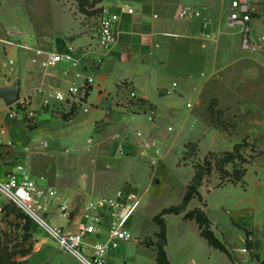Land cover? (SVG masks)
<instances>
[{"label": "crops", "instance_id": "0c3cea01", "mask_svg": "<svg viewBox=\"0 0 264 264\" xmlns=\"http://www.w3.org/2000/svg\"><path fill=\"white\" fill-rule=\"evenodd\" d=\"M56 1L67 15L65 18H71L69 24L60 26L62 35L54 42L37 30L28 32L27 40L18 38L24 31L14 20H4L0 15V38H12L31 46L29 49L0 41V85L21 78L22 95L27 97L17 117H9L5 112L0 116V123L7 128L6 137L14 140L12 145L0 146V179H5L17 163H24L29 176L48 180L45 186L56 190L57 197L47 216L54 225L72 231L79 229L88 200L111 195V179H127L125 192L135 197L122 212L121 224L130 231L137 224L132 216L140 199L136 177L141 170L134 176V172H124L125 167L154 166L151 172L147 171L149 185H160L163 181L166 192L170 187L180 193L177 203L180 204L196 173L195 163L183 160L187 144L196 142L199 156L204 158L211 151L231 150L240 141L229 130L211 124L204 115L209 101L221 97L220 75L231 65L260 69V53L256 57L231 56L229 48H222L220 26L226 0H99L104 9L120 14L117 42L100 64L90 66L86 63L95 57L96 37L86 32L74 9L68 8L63 0ZM2 5L0 0V9ZM184 5H195L201 15L180 16ZM259 5H254L256 11L261 10ZM126 6L132 7L133 12L125 11ZM229 7L231 11V0ZM229 13L228 25L237 27L241 43V28L229 23ZM259 19H253L255 25ZM29 37L34 43L28 41ZM71 47L83 57L82 69L95 75L86 103L78 109L68 102L44 106L38 89L66 88L76 72L67 61L52 67L43 65V55L34 61L35 49L66 53ZM260 74L263 82L261 70ZM170 76L175 77L172 82ZM262 85L257 92L264 108ZM173 94L187 97V112L176 113L179 100L167 96ZM5 105L0 100V106ZM161 116L169 119L176 116L184 131L173 135L170 143L166 141L160 153L155 149L152 126ZM146 119L153 124L147 125ZM254 128L256 135L264 133V121L257 117L250 119L246 129L251 136ZM44 140L48 141L46 147ZM175 153L177 174L171 172L168 164L173 163ZM254 160L258 161L257 166H251ZM245 168L242 181L219 184V178L205 179L199 186L201 197H193L180 213L164 215L165 249L171 264H185L188 258L191 264H264V156H256ZM229 188L240 192L239 195L232 200L221 195L210 197L215 189L223 193ZM60 202H68L67 217L61 214ZM195 208L205 210L212 230L231 254L211 245L202 235L199 222L186 217ZM166 216L175 219L172 220L175 226L167 223ZM111 222L109 211L102 210L97 230L89 234L88 240L106 239ZM156 224L152 234L142 238L135 232L133 239L110 248L107 264H159L154 242L160 225ZM46 241L43 238L38 242L42 258L36 264H65L57 259L55 248Z\"/></svg>", "mask_w": 264, "mask_h": 264}, {"label": "rangeland", "instance_id": "374dc122", "mask_svg": "<svg viewBox=\"0 0 264 264\" xmlns=\"http://www.w3.org/2000/svg\"><path fill=\"white\" fill-rule=\"evenodd\" d=\"M68 8L74 9L75 13L81 18L86 32L92 36H97L98 20L103 11V6L100 5L99 0H63ZM229 1L223 4L222 9V21H221V46L229 48L231 56H253L256 57L260 53V69L244 66H234L226 68V70L220 75V99L216 101H209L208 106H205L204 115L211 124L220 125L223 128L229 130L235 137L240 138L238 143H242L240 146L239 156L236 154L235 158L231 161L224 163V170L222 172L218 167V159L223 157L222 151H211L206 156H199L198 144H194L187 150L184 155V162H193L195 165L209 166L207 162L212 163V170L210 174H206L205 179L212 180V178L220 179L219 184L226 181L234 180L237 171L242 170L246 164L253 160L256 156H264V133L256 135L253 129L252 136L247 132L246 125L250 119L255 117L264 121V108L260 100L259 92L261 83L264 89V77L263 82L260 77V70L264 76V47L256 51L245 50L240 43V34L237 27L228 25L227 15L230 11ZM253 5L260 4L261 10H255L253 12L254 19L260 17L258 24L253 22L254 34L258 38L264 34V0H253ZM2 7L0 9V15L5 20H14L24 32L18 38L27 40V33H32L37 30L41 34H47L50 37V41L54 42L57 36H61L62 32L60 26L63 24H69V19L65 18V13L62 12L60 4L56 0H2ZM259 5V6H260ZM263 8V9H262ZM67 17V15H66ZM30 43H34L32 37L28 38ZM228 51V52H229ZM251 55V56H250ZM244 60V59H243ZM222 64L224 59L222 60ZM254 62V60L252 61ZM259 64V63H258ZM256 64V66L258 65ZM255 65V64H254ZM255 72L259 76L254 77ZM170 82L175 77L170 76ZM261 89L260 94L264 93ZM168 98H177L179 100L176 108V113H185L188 108L186 106V96L179 97L176 94L167 95ZM259 99V100H258ZM257 100V102H255ZM253 103V104H252ZM256 103V104H255ZM249 104L250 107H247ZM248 108L250 110H248ZM176 116H172L171 119L166 117H158L156 123L152 126L155 130L154 144L155 149H159L160 153L164 149V143H170V138L177 134L182 133L181 123L177 120ZM147 125L153 124L150 120H147ZM169 126L171 128L169 129ZM254 126V125H252ZM256 127V126H255ZM264 132V131H263ZM207 137L205 139L207 140ZM205 140V141H206ZM71 148L72 145L70 144ZM234 148V147H233ZM232 150V149H231ZM155 155V152L153 151ZM176 153L173 154V163H168L172 173L177 174V164H174L176 160ZM246 160V161H243ZM258 161H252L251 166H257ZM175 166V167H174ZM154 166H126L124 172H134V176L138 170H141L140 175L136 177L140 183L138 186L137 195L139 196V204L133 214V221L137 224L130 228L133 233L136 232L142 238L145 234H152L157 229V224L153 219V215L159 213L164 207L172 204H177L180 199V193L174 191V188H166L163 186V181L159 185L151 186L147 181V171L151 172ZM60 169V168H59ZM213 176V177H212ZM40 184L47 185L48 180L41 179L39 177H33ZM169 179V178H168ZM127 179H111L110 193L115 194L118 190H126ZM169 183H173L172 179H169ZM203 180V181H204ZM156 186V187H155ZM239 190H242L238 188ZM165 190V191H164ZM99 191H96L98 193ZM240 192L234 189H226L221 193L220 190L215 189L210 197L215 195H221L224 199L232 200L239 195ZM110 195V194H109ZM19 209L9 202L6 198L0 197V241L5 244L9 250H16L14 258L18 264H36L39 258L42 256L39 254L38 242L45 238L51 248H55L57 259L64 260L65 264H82L76 257L70 253L61 251L56 243L55 239L42 229L32 219L25 218L24 215H20ZM46 217H48L46 215ZM167 218V223L170 226H175V222L172 217ZM49 219V218H48ZM50 220V219H49ZM25 224L29 225V229H26ZM139 238V240H142ZM52 249V250H53ZM23 250H26L23 252ZM130 251H134L131 249ZM189 259V258H188ZM186 259L185 264H191V261Z\"/></svg>", "mask_w": 264, "mask_h": 264}, {"label": "built area", "instance_id": "2783aa9c", "mask_svg": "<svg viewBox=\"0 0 264 264\" xmlns=\"http://www.w3.org/2000/svg\"><path fill=\"white\" fill-rule=\"evenodd\" d=\"M252 0H231V11L229 13V23L241 28V46L245 50L256 51L264 47V34L258 38L254 34ZM125 11L133 12V8L126 6ZM180 16L188 18L201 15V10L195 5H184L180 9ZM120 19L118 12L104 9L99 17L97 36L95 40V57L86 64L97 66L103 60L104 54L109 51L117 42V24ZM0 41L8 44H16L20 47L31 48L28 44L16 41L12 38H0ZM66 53L55 50L36 48L37 56L34 61H38L39 56H44L43 65L56 66L60 62L67 61L76 73L66 88L53 87L48 89L39 88L42 94V104L50 106L56 102H68L81 107L86 103L88 93L95 82V75L85 72L82 69L83 57L75 53L73 47ZM69 69L66 70V73ZM135 95V92H132ZM27 97L21 98L12 105L0 106V116L5 112L9 117H17ZM154 113V110H152ZM141 135L140 132H138ZM7 128L0 123V146L12 145L13 139L7 138ZM43 145L48 146V141L44 140ZM0 197L6 198L9 202L19 207L26 215L36 222L42 229L48 232L58 246L76 257L82 264H107V253L112 247H118L123 240L134 238L131 231L123 228L121 224V214L126 211L135 195L119 190L117 193L107 196L94 197L87 201L84 206L82 220L79 222V229L72 231L62 226L54 225L48 217L52 202L57 197V192L40 184L28 175L24 163H17L14 169L5 179H0ZM61 214L68 216V202L59 203ZM109 211L112 222L109 226L108 237L104 240L90 242L89 234L97 230L100 221V212Z\"/></svg>", "mask_w": 264, "mask_h": 264}, {"label": "trees", "instance_id": "16d2710c", "mask_svg": "<svg viewBox=\"0 0 264 264\" xmlns=\"http://www.w3.org/2000/svg\"><path fill=\"white\" fill-rule=\"evenodd\" d=\"M75 108H79L76 104H73ZM197 144L196 142H191L187 144V150L191 148L192 145ZM242 143H236L234 148L232 150H226L223 152V157L221 159H218L217 162L219 164V168L222 172H225L224 170V163L226 161H231L232 159L235 158L236 154L239 156V151H240V146ZM187 153V151H186ZM186 155V154H185ZM246 161V160H243ZM209 166H201L198 165L196 166V173L193 177L192 182L188 186V189L184 195V199L180 204L177 205H172L169 207L164 208L162 211H160L158 214L154 216V220L160 225V230L157 233L158 239L154 242L157 248V260L159 264H171L167 251L165 249V245L167 242V225L166 221L164 218V215L166 213L174 212V213H180L182 212L185 208L187 203L195 196L201 197L200 191H199V186L203 183L204 177L206 174H210L212 170V163L207 162ZM246 168L244 167L242 170H236V176L234 180H230L232 182H238L242 181L244 173H245ZM16 206V205H15ZM17 207V206H16ZM19 211L21 212L20 215H24L25 218L31 220V218L26 215L19 207H17ZM186 217L188 218H195L201 227V232L202 235H204L209 243L217 248H220L221 250L227 252L228 254H231L228 247L223 243L214 233V231L211 228V223L210 219L208 218L205 210L202 208H195L193 210H190L186 213ZM26 229H29V225L25 224ZM153 243L151 242H147ZM26 250H23L25 252ZM17 253L16 250H9L8 247L5 244H2L0 241V264H18L17 260L14 258L15 254Z\"/></svg>", "mask_w": 264, "mask_h": 264}, {"label": "water", "instance_id": "95a60500", "mask_svg": "<svg viewBox=\"0 0 264 264\" xmlns=\"http://www.w3.org/2000/svg\"><path fill=\"white\" fill-rule=\"evenodd\" d=\"M11 35H17L18 32H10ZM22 96L21 78L14 80L12 84L0 85V100L6 105L16 103Z\"/></svg>", "mask_w": 264, "mask_h": 264}]
</instances>
